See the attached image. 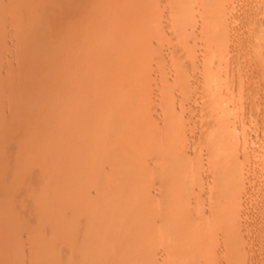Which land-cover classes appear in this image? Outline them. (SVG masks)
Listing matches in <instances>:
<instances>
[{
  "label": "rangeland",
  "instance_id": "374dc122",
  "mask_svg": "<svg viewBox=\"0 0 264 264\" xmlns=\"http://www.w3.org/2000/svg\"><path fill=\"white\" fill-rule=\"evenodd\" d=\"M167 1L176 2L0 0V264H264V0H227L214 39L207 37L197 13L192 17L197 24L178 33ZM127 24L141 32L129 29L132 35L122 37ZM140 43H147L145 64L136 68L133 63L134 70L126 71L132 63L125 65L123 58L134 57L130 45ZM183 75L187 83L180 92L175 77ZM206 83L221 90L224 126L238 145L228 158L235 161L239 155L243 172L240 214L230 221L240 228L227 241L217 231L215 244L200 243L203 254L185 255L183 238L171 244L170 235L163 231L161 236L165 208L157 188L163 181L156 170L163 161L157 154L168 147L175 128L187 137L186 150L181 147L177 156L190 158L176 159L179 166H189L196 149L206 150L198 147V132L207 120H200ZM135 155L138 161L128 162ZM154 166L155 174L146 173L153 179L145 193L151 197L143 190L135 194L142 189L137 178Z\"/></svg>",
  "mask_w": 264,
  "mask_h": 264
},
{
  "label": "bare ground",
  "instance_id": "6f19581e",
  "mask_svg": "<svg viewBox=\"0 0 264 264\" xmlns=\"http://www.w3.org/2000/svg\"><path fill=\"white\" fill-rule=\"evenodd\" d=\"M151 1V0H150ZM154 1V0H153ZM160 2V1H159ZM168 2V1H167ZM170 2H171V0H170ZM227 0H176V2L173 4V6H170V3L168 2V4H169V7L167 8L168 9V12H172V13H170V19H171V21H172V19L173 20H176V24H175V30L176 31H178V33H184L186 30L188 31H190V27L192 26H195V24H197L196 22V20H192V17H194L193 15H196V13L199 15V18L197 19L198 20V22H200V23H202L201 25H202V29L204 30V31H206L207 32V37L208 38H212V39H214V37H216V35H215V33H216V29H217V27H215V24H217L219 21H220V17H219V15H220V13L221 12H223L224 10H225V8L224 7H227L226 5H224V4H227ZM158 3V2H157ZM228 5V4H227ZM165 7V6H164ZM170 10V11H169ZM226 12V11H225ZM224 12V13H225ZM159 13V12H158ZM195 13V14H194ZM168 15H169V13H168ZM172 15V16H171ZM161 16V15H160ZM157 19H155V21H156ZM158 20H160V19H158ZM152 22V21H151ZM175 22V21H174ZM154 23V22H153ZM135 24V23H134ZM157 24V23H156ZM162 24V23H161ZM130 25V24H129ZM129 25L127 24V25H124L125 26V29H127V30H125V29H123V30H125V32H121L122 34H123V36L122 37H124V34H125V36L127 37V35L128 34H130V35H132L131 33H133L134 31H135V29H133V28H131V25H130V27H129ZM145 25L146 24H144V26H143V28L145 27ZM158 26V25H157ZM134 27V26H133ZM134 28H136V27H134ZM142 28V27H141ZM129 29H130V32L131 33H129L128 31H129ZM131 29H133V30H131ZM148 29V28H147ZM150 29V28H149ZM160 29V28H159ZM158 29V30H159ZM122 30V31H123ZM146 30V29H145ZM157 30V29H156ZM126 31H127V34H126ZM133 31V32H132ZM136 31H138V28L136 29ZM135 31V32H136ZM140 32H141V29L139 30ZM138 31V32H139ZM151 31V30H150ZM150 31H148V34H151V32ZM164 31V30H163ZM143 33V32H142ZM154 33V32H153ZM134 34V33H133ZM139 34V33H138ZM144 35H146V34H144ZM215 35V36H214ZM119 36V35H118ZM118 36L117 37H115L117 40H118ZM120 37H121V35H120ZM147 37V36H146ZM156 39V38H155ZM152 40V39H151ZM211 40V39H210ZM119 41L121 42V39L119 38ZM122 41H124V38L122 39ZM126 43H127V41H125ZM124 42V43H125ZM212 42V41H211ZM211 42H209V43H211ZM114 43V42H113ZM117 43V42H116ZM116 43H114V44H116ZM123 43V42H122ZM119 43H117V45H118ZM127 44H129V43H127ZM141 44V43H140ZM143 44V45H142ZM141 45H139V44H131L130 46H131V48L133 49H130V51H131V53H133V55H134V57H132V58H130L129 57V55L127 56L128 58H123L124 59V61L127 59V61L125 62V65L129 62V60H130V62H129V65L132 63V65L131 66H127L128 68H126V66H125V69H126V71H132V69L134 70V68L136 67V65L137 66H140V65H143V63L144 62H142V58L141 57H143V55H142V53H144L143 52V49H145L146 50V47H147V43H142ZM149 44V43H148ZM121 45V44H120ZM120 45H119V47H120ZM133 45V46H132ZM123 46H124V44H123ZM146 46V47H145ZM122 47V46H121ZM126 47H128V45L126 46ZM143 48V49H142ZM126 49V48H125ZM127 50H129V48H127ZM151 51V50H150ZM131 53H130V55H131ZM146 53V52H145ZM145 53H144V55H145ZM156 55V54H155ZM146 57V56H145ZM134 58V59H133ZM132 59H133V61H132ZM144 59V58H143ZM145 60V59H144ZM121 61H123V60H121ZM148 61V60H147ZM146 62V61H145ZM120 63V62H119ZM133 63H134V65H135V67H134V65H133ZM142 63V64H141ZM179 63V62H178ZM145 64V63H144ZM123 66V65H122ZM177 66H179V68H180V63H179V65H177ZM182 66V65H181ZM130 67H131V69H130ZM141 67V66H140ZM136 68H139V67H136ZM139 70V69H138ZM126 71H124V73L123 74H125L126 73ZM136 71H137V69H136ZM135 74V73H134ZM117 75H119V74H117ZM120 75H121V73H120ZM119 75V76H120ZM126 75H128V72H127V74ZM131 75H133V74H131ZM129 76V75H128ZM121 78V77H120ZM126 78V77H125ZM129 78V77H128ZM127 78V79H128ZM176 79V83L175 84H177L176 86L178 87L177 89L178 90H180L179 88H181V90H180V92L181 91H183V87H185L186 86V77H184V75L180 78H178V77H175ZM118 79V78H117ZM122 79H124V78H121V80ZM126 79V80H127ZM179 79V80H178ZM181 79V80H180ZM129 80V79H128ZM124 81V80H123ZM118 83V82H117ZM174 84V85H175ZM205 86H207V87H209V89L207 90L206 89V92H204L203 91V97H201V100H202V98H203V101H202V104H204V106H203V111H204V113H202L201 114V118L202 119H200L201 120V123H202V121H204L203 120V118L204 117H206L207 118V120H205L202 124V128H201V130L198 132L199 133V146L198 147H205L206 148V150L204 149H201V150H203L204 151V153H205V155L203 156L202 154V151L200 150V149H196L195 151L194 150H192V154H193V156H191L192 157V161L191 160H189V161H191V164L189 165V166H186V167H183V166H179L178 164H177V160H179L180 162L182 161H184V160H188V159H190V158H185L186 156H185V154H184V156H182V157H180V158H178L179 156H177L178 155V153H179V150H180V148L182 147V152L184 151V150H186V147H187V145L184 143V137L182 136V133L184 132V131H182V129H181V131H178V130H176V128H175V130H173L172 132H170L169 134H168V138H167V140H168V142H167V148L165 147V149H159L158 150V148H157V150L159 151V153L158 152H155V153H158L157 155H159L158 157H160V159L162 158V161L163 162H161V165L159 164L160 162H158V164L159 165H157V167L159 166V169L157 168V170H156V166H154L153 168H151V169H153V170H151V169H149L150 171H148V172H144V173H142V177L141 176H139L138 174V176H139V178H137L136 176V178L137 179H141V181H142V189L140 188V189H138V192H136L135 193V190H134V193L135 194H137V193H139V190L140 191H142V194H144L145 196L144 197H151V194L149 193V195H147L148 193H147V190H148V188H151L152 186H150L149 187V182H151L150 180H153V179H150V178H148V177H146V173L148 174L149 173V175L151 174V173H154L155 174V172H154V168H155V170L157 171L156 172V174H158V175H161V177H160V179L163 181L161 184V187L160 188H157L158 189V194H160L159 195V197H160V199H161V202H162V206H164V207H162L165 211L164 212H162L161 213V217H160V220L162 221V227H161V229L162 228H164L165 230H162V234H161V236L163 235V233L165 232V234H168V235H170L169 236V241H170V243H171V241H172V243H174V242H176V240L177 239H182L183 238V240H185V242H186V245L184 246V248H186V250L183 252V250H184V248H183V250H182V254H185V253H187V255L190 253H199L200 252V254H203L202 253V251L201 250H203L202 248H200L199 247V245H200V243H202L203 241H206V240H208L209 241V243L212 245V244H215L214 242L216 241V238H217V236H218V232H220V236L221 237H219V238H221L222 239V241H227V240H230V237L233 235V234H235L236 233V231L238 230V228H240L239 227V225L238 224H231L230 223V221H233V220H236V218H238L239 217V209H240V193L241 192H239L240 191V187H242L241 186V183L240 182H242L241 180H240V175L242 176V174L241 173H243V172H241L240 171V167L238 168V166H237V164H238V162H237V159L239 158V155H238V157H237V159H235V161H233L232 160V158L233 157H230V158H228L229 157V154L230 153H232V154H234L235 155V153H237L238 152V145H237V143H233L232 141H231V138L233 139V135H232V137H231V133H230V131H231V128L230 127H228V128H230V130L229 129H227L224 125H225V123H226V119H227V115L225 116V114H226V112H227V110H226V106L225 107H223V105H222V94H220V91L218 90V91H216L217 90V88L216 89H214V87L215 86H209V83H206V85ZM206 87V88H207ZM217 87H219V86H217ZM132 88V87H131ZM121 89V88H120ZM124 89V88H123ZM126 89V88H125ZM134 89V88H133ZM164 89V88H163ZM129 90H131V89H129ZM162 90V89H161ZM166 90V89H165ZM133 91V90H132ZM141 91V90H140ZM169 91V90H168ZM161 92V91H160ZM162 92H164V93H166L164 90H162ZM163 93V94H164ZM127 94V93H126ZM188 94V93H187ZM168 95V94H167ZM224 95V94H223ZM113 96V95H112ZM121 96V95H120ZM190 96V95H189ZM192 96V95H191ZM157 98H159V97H157ZM160 98H163V96L162 97H160ZM189 98V97H188ZM186 99V98H185ZM120 100V99H119ZM180 100V99H179ZM112 101V100H111ZM113 102V101H112ZM163 102V101H162ZM188 103V102H187ZM126 104V103H125ZM89 107V106H88ZM109 107V106H108ZM115 111V110H114ZM117 111V110H116ZM175 112V111H174ZM141 113V112H140ZM163 113V112H162ZM128 114V113H127ZM130 114V113H129ZM123 115V114H122ZM133 115V114H132ZM130 116V115H129ZM203 116V117H202ZM127 118H128V116H126ZM226 117V118H225ZM120 118V117H119ZM133 118V117H132ZM163 118V117H162ZM167 118V117H166ZM168 118H171V116L170 117H168ZM206 118H204V119H206ZM163 119H165V118H163ZM162 119V120H163ZM176 119H177V116H176ZM229 119V118H228ZM136 120V119H135ZM161 120V119H160ZM183 120V119H182ZM173 121V120H172ZM175 121V120H174ZM168 122H169V120H168ZM168 122H166V123H168ZM200 122V121H199ZM198 122V123H199ZM137 123V122H136ZM161 123V122H160ZM175 123V122H174ZM174 123H172V124H174ZM178 123H180V122H178ZM111 124H113V123H111ZM182 124V123H181ZM180 124V125H181ZM143 125V124H142ZM168 125H171L170 123L168 124ZM200 125V124H199ZM112 126V125H111ZM49 127V126H48ZM134 127H136V126H134ZM139 127V126H138ZM164 127L166 128L167 126L164 124ZM163 127V128H164ZM164 128V129H165ZM172 128V127H171ZM178 128V127H177ZM182 128V127H181ZM184 129V128H183ZM236 129V128H235ZM234 129V130H235ZM108 130V129H107ZM110 130H111V128H110ZM153 130V129H152ZM151 130V131H152ZM119 131V130H118ZM121 131V130H120ZM130 131V130H129ZM151 131H147L148 133L146 134V131H145V134H146V136H151V138H152V136H153V134L151 135ZM168 131V130H167ZM233 131V130H232ZM155 132V131H154ZM104 133V132H103ZM122 133V132H121ZM131 133V132H130ZM153 133V132H152ZM187 133V132H186ZM105 134V133H104ZM118 134V133H117ZM116 134V136H118ZM132 134V133H131ZM130 134V135H131ZM150 134V135H149ZM159 134V133H158ZM108 135V134H107ZM122 135H123V133H122ZM133 135V134H132ZM183 135H185V132H184V134ZM198 135V134H197ZM129 136V135H128ZM138 136V135H137ZM141 136V135H140ZM194 136V135H193ZM229 136L231 137V138H229ZM109 137V136H108ZM111 137V136H110ZM145 137V136H144ZM163 137V136H162ZM41 138V137H40ZM112 138H113V135H112ZM125 138V137H124ZM136 138V137H135ZM140 137H138V139H139ZM156 138H157V136H156ZM185 138H187V137H185ZM106 139H108V138H106ZM132 139V138H131ZM141 139V138H140ZM150 138H148V140H149ZM198 139H197V142H198ZM89 140V139H88ZM104 140V139H103ZM123 140V139H122ZM134 140H136V139H134ZM133 140V142H135ZM147 140V139H146ZM153 141H154V143H155V140L156 139H152ZM151 140V141H152ZM158 140H161V139H158ZM186 140H188V139H186ZM118 141V140H117ZM126 141V140H125ZM138 141V140H137ZM121 142V141H120ZM132 142V143H133ZM158 142V141H157ZM156 142V143H157ZM160 142V141H159ZM158 142V143H159ZM162 142V141H161ZM186 142V141H185ZM241 142V141H240ZM106 143V142H105ZM105 143H103L104 145H105ZM114 143V142H113ZM145 143V142H144ZM157 143V144H158ZM165 143H166V141L165 142H163V143H161L160 144V147L161 148H163V146L165 145ZM134 144V143H133ZM164 144V145H163ZM96 145V144H95ZM100 145V144H99ZM123 145V144H122ZM125 145H127V144H125ZM124 145V146H125ZM129 145V144H128ZM149 145H154V144H150L149 143ZM163 145V146H162ZM94 146V145H93ZM109 146H111V145H109ZM113 146V145H112ZM114 146H115V143H114ZM113 146V147H114ZM131 146V145H130ZM155 146V145H154ZM190 146V145H189ZM188 146V147H189ZM196 146V145H195ZM108 147V146H107ZM148 147V146H147ZM109 148V147H108ZM145 148H146V146H145ZM144 148V149H145ZM149 148V147H148ZM152 148V147H151ZM50 149V148H49ZM107 149V148H106ZM115 149H117V147L115 148ZM127 149V148H126ZM126 149H122V153H124V150L126 151ZM131 149V148H130ZM132 149H134V147L132 148ZM143 149V150H144ZM111 150V149H110ZM113 150V149H112ZM119 150V149H118ZM137 150V149H136ZM141 150V149H140ZM142 150V151H143ZM152 150V149H151ZM156 150V151H157ZM180 150V151H181ZM47 151V150H46ZM45 151V152H46ZM117 151V150H116ZM138 151H139V149H138ZM149 151H150V148H149ZM111 152H113V151H111ZM120 152V151H119ZM118 152V153H119ZM133 152V151H132ZM132 152H130V153H132ZM135 152H137V151H135ZM135 152H133V153H135ZM146 152H148V151H146ZM152 152V151H151ZM115 153V152H114ZM118 153H116V154H118ZM129 153V152H128ZM138 153V152H137ZM143 153V152H142ZM150 153V152H149ZM189 153H190V151H189ZM202 153V154H201ZM126 154V153H125ZM124 154V155H125ZM139 154H140V151H139ZM152 154V153H151ZM181 154V153H180ZM123 155V156H124ZM127 155H129V154H127ZM132 155V154H131ZM142 155V154H141ZM143 155H145L146 156V154H143ZM187 155V154H186ZM75 156V155H74ZM111 156V155H110ZM109 156V157H110ZM118 156V155H117ZM126 156V155H125ZM136 156V159L135 158H133V162L132 161H128L129 160V158H128V162H130V163H134V160L136 161H138V158L140 157V156H138L137 157V155H135ZM206 156V157H205ZM157 157V156H156ZM158 157H157V159H158ZM177 157V158H176ZM204 157V158H203ZM106 158V157H105ZM245 158V157H244ZM119 159V158H118ZM127 159V158H126ZM153 158H151V160H152ZM156 159V160H157ZM172 159H174V160H176V163H173V162H175L174 160H173V164H167L166 163V161H170V160H172ZM202 159H206V162L207 163H205V167L207 168V172H206V177L204 178L205 179V181L203 182L201 179H202V177H204V174L205 173H203V176L201 177V172H202V168L204 167L203 165V163H202ZM113 160V159H112ZM123 160V159H122ZM148 160V159H147ZM150 160V162H152V163H154V161L152 160L151 161ZM203 160V161H204ZM240 160H242V159H240ZM88 161V160H87ZM116 161H117V159H116ZM115 161V162H116ZM127 161H125V163H127ZM136 161V162H137ZM146 161V160H145ZM189 161H187V163L189 162ZM91 162V161H90ZM114 162V163H115ZM119 162H120V160H119ZM141 162L142 163H144V159H142L141 160ZM150 162L148 163V161H147V163L148 164H150ZM113 162H112V164H114ZM124 163V162H123ZM122 163V164H123ZM146 162H145V164H147ZM119 164V163H118ZM186 164V163H185ZM185 164H183V165H185ZM243 164H245V160H244V162H243ZM124 165V164H123ZM133 164H131V166H132ZM141 165H143V164H141ZM141 165L139 164H136V166H140L141 167ZM178 165V166H177ZM95 166V165H94ZM105 166V165H104ZM118 166V165H117ZM122 166V165H121ZM131 166H129V167H131ZM135 166V165H134ZM103 167V166H102ZM113 167V166H112ZM91 168V167H90ZM103 168H105V167H103ZM103 168H102V170H103ZM114 168V167H113ZM115 168H117L116 166H115ZM123 168V167H122ZM121 168V169H122ZM126 169H127V165H126ZM130 169H132V168H129V172H131L132 170H130ZM134 169V168H133ZM136 169V168H135ZM139 169L140 168H138V171H139ZM108 170V169H107ZM109 170H111V169H109ZM108 170V171H109ZM112 171V170H111ZM115 171H117V169L115 170ZM145 171H147V170H145ZM181 171V172H180ZM182 171H184V173L182 172ZM120 172H122V171H120ZM129 172H128V174H129ZM177 172H179V173H183L184 175H180V176H176V174H177ZM52 173V172H51ZM117 173V172H116ZM126 173V172H125ZM139 173V172H138ZM179 173H178V175H179ZM114 174V173H113ZM118 174V173H117ZM116 174V175H117ZM122 174H124V172L122 173ZM132 174V173H131ZM145 176H144V175ZM110 175V174H109ZM121 175V174H120ZM119 174H118V177L120 176ZM126 175V174H125ZM141 175V174H140ZM190 175V178L188 179V176ZM113 176H115V175H113ZM84 177V176H83ZM117 177V176H116ZM117 177V178H118ZM121 178L123 177V176H120ZM141 177V178H140ZM159 177V176H158ZM113 178H115V177H113ZM113 178H112V180H113ZM123 178H126L125 176L123 177ZM122 178V179H123ZM131 178V177H130ZM133 178V177H132ZM135 178V179H136ZM81 179V178H80ZM98 179V178H97ZM134 179V178H133ZM134 179V180H135ZM160 179H158V181L160 180ZM203 179V180H204ZM93 180V179H92ZM118 180V179H117ZM132 180V179H131ZM131 180H129V182H131ZM119 181V180H118ZM149 181V182H148ZM92 182V181H91ZM102 182V181H101ZM107 182V181H106ZM115 182V184H116V180L114 181ZM109 183H111V182H109ZM123 183V182H122ZM135 183V184H134ZM134 183H132L133 185H134V187H135V185L136 186H141V185H139V184H141V183H136V182H134ZM118 184H121V183H118ZM131 184V185H132ZM156 184H158V183H156ZM95 185V184H94ZM93 185V186H94ZM112 185V184H111ZM114 185V184H113ZM112 185V186H113ZM130 185V186H131ZM133 185L130 187V188H133ZM159 185V184H158ZM99 186H101V185H99ZM118 187H119V185H118ZM129 187H126L125 189H127V188H129ZM172 187V188H171ZM99 188V187H98ZM97 188V189H98ZM109 188H111V187H109ZM113 188L114 187H112V189L111 190H113ZM146 188H147V190H146ZM153 188V187H152ZM151 188V189H152ZM119 189V188H118ZM121 190H122V188H120ZM151 189H149V190H151ZM83 190V189H82ZM124 190V189H123ZM195 190H197L198 192V194L197 193H195L194 195L195 196H197V198H194L193 196L191 197V195H192V193H194V191ZM77 191H78V188H77ZM95 191V190H94ZM110 191V190H109ZM115 191V190H114ZM132 191V190H131ZM162 191V192H161ZM202 191H204L203 192V194L202 193H200V192H202ZM84 192V191H83ZM116 192V191H115ZM123 192V191H122ZM149 192V191H148ZM160 192V193H159ZM109 193V192H108ZM111 193V192H110ZM132 193V192H131ZM145 193H147V194H145ZM112 194V193H111ZM120 194V193H119ZM133 194V193H132ZM140 195H141V193H139ZM139 194L137 195V197H136V199H138L139 198ZM84 195H85V193H84ZM83 195V196H84ZM147 195V196H146ZM152 195H153V193H152ZM154 195H155V193H154ZM205 195V196H204ZM85 196H87V195H85ZM121 196H124V192H123V195H121ZM205 198H204V197ZM81 197V196H80ZM134 198V197H133ZM82 199V198H81ZM109 199V198H108ZM113 199V198H112ZM116 199V198H115ZM127 199V198H126ZM132 199V198H131ZM140 199H141V196H140ZM144 199V198H143ZM153 199H154V197H153ZM156 199V198H155ZM154 199V200H155ZM119 200V199H118ZM133 200V199H132ZM134 200H135V198H134ZM142 200V199H141ZM79 201V200H78ZM120 201H122V199L120 200ZM86 202V201H85ZM160 201H159V203H161ZM121 203V202H120ZM119 203V204H120ZM129 203V202H128ZM135 203V202H134ZM132 204V206H128V207H130V210L131 209H134L135 207V204ZM158 203V204H159ZM104 204V203H103ZM125 204V203H124ZM137 204H139V203H137ZM134 205V206H133ZM144 205V204H143ZM153 205V204H152ZM107 206V205H106ZM119 206H121V205H119ZM123 206L124 205H122L121 207L123 208ZM125 206H127V205H125ZM136 206H139V205H136ZM147 206H149V205H147ZM160 205H158V207H159ZM132 207V208H131ZM142 207H144V206H142ZM157 207V208H158ZM148 207H146V209H147ZM120 209V208H119ZM139 209V208H138ZM143 209V208H142ZM163 209H162V211H163ZM115 210V209H114ZM126 210V209H125ZM160 210V209H159ZM124 211V210H123ZM129 211V210H128ZM138 211V210H137ZM142 211V210H141ZM154 211H156V209L154 210ZM158 211V210H157ZM131 211H129L128 212V214L130 213ZM146 212V211H145ZM159 212V211H158ZM160 212H161V210H160ZM148 213H150V212H148ZM152 213V212H151ZM150 213V214H151ZM124 214V213H123ZM144 214V213H143ZM121 216V215H120ZM140 216V215H139ZM147 216V215H146ZM150 217H151V215H149ZM157 216V215H156ZM155 216V217H156ZM114 217V216H113ZM142 217V216H141ZM84 218V217H83ZM100 218V217H99ZM121 218V217H120ZM149 218V217H148ZM129 219V218H128ZM145 219V218H144ZM125 220V219H124ZM138 220V219H137ZM108 221V220H107ZM149 221V220H148ZM110 222V221H109ZM112 222V221H111ZM114 222H115V220H114ZM121 222V221H120ZM139 222V221H138ZM142 222V221H141ZM76 223V222H75ZM78 223V222H77ZM105 223V222H104ZM108 223V222H107ZM123 223V222H122ZM122 223L120 224V225H122ZM125 223V222H124ZM147 223V222H146ZM145 223V224H146ZM88 224V223H87ZM93 224V223H92ZM133 224V223H132ZM116 225H117V223H116ZM115 225V226H116ZM125 225V224H124ZM133 226V225H132ZM137 226V225H136ZM128 227H130V226H128ZM104 228V227H103ZM116 229V228H115ZM118 230V229H117ZM159 230V229H158ZM73 231V230H72ZM80 231H82V230H80ZM115 231V230H114ZM137 231H138V229H137ZM164 231V232H163ZM218 231V232H217ZM78 232V231H77ZM113 232V231H112ZM153 232V231H152ZM217 232V233H216ZM93 233V232H92ZM91 233V234H92ZM98 233V232H97ZM100 233H101V231H100ZM136 233V232H135ZM145 232H143V234H144ZM81 234V233H80ZM94 234V233H93ZM105 234V233H104ZM129 234V233H128ZM133 236L135 235L134 234V232L133 233H131ZM142 234V233H141ZM140 234V235H141ZM149 234V233H148ZM160 234V233H159ZM158 234V235H159ZM217 234V235H216ZM87 235V234H86ZM123 235H124V233H123ZM138 235H139V233H138ZM151 235H152V233H150V236L149 237H151ZM109 236V235H108ZM153 236V235H152ZM71 237V236H70ZM132 237V236H131ZM130 237V238H131ZM148 237V236H147ZM164 238H165V236H163ZM171 237V238H170ZM99 238V237H98ZM104 238V237H103ZM108 238V237H107ZM133 238V237H132ZM135 238V237H134ZM154 238V237H153ZM157 238V237H156ZM77 239H78V237H77ZM112 239V238H111ZM123 239H124V237H123ZM140 239V238H139ZM149 239V238H148ZM151 239V238H150ZM149 239V240H150ZM221 239H219L220 241H221ZM101 240V239H100ZM130 240H132V239H130ZM167 240V236H166V239H165V241ZM215 240V241H214ZM93 241V240H92ZM95 241V240H94ZM144 241V240H143ZM152 241H155V240H152ZM219 241V242H220ZM145 242H146V240H145ZM145 242H142V243H145ZM148 242V241H147ZM73 243V242H72ZM98 243V242H97ZM171 243V244H172ZM179 243V242H178ZM133 244V243H132ZM139 244V243H138ZM140 244H141V242H140ZM163 244V243H162ZM176 244V243H175ZM174 244V245H175ZM120 245V244H119ZM122 245V244H121ZM124 245H126V244H124ZM143 245V244H142ZM177 245V244H176ZM140 246V245H139ZM147 246H148V244H147ZM150 246H151V244H150ZM153 246H155L154 244H153ZM152 246V248H154ZM137 247V246H136ZM182 247H183V245H182ZM121 248V247H120ZM124 248V247H123ZM146 247H144L143 249H145ZM148 248V247H147ZM147 248H146V250H147ZM150 248V247H149ZM69 249V248H68ZM75 249H76V247H75ZM163 249V248H162ZM87 250V249H86ZM122 250V249H121ZM127 250V249H126ZM125 250V251H126ZM129 250V249H128ZM138 250V249H137ZM136 250V251H137ZM175 250V249H174ZM135 251V252H136ZM72 251H70V253H71ZM88 252V251H87ZM97 252V251H96ZM141 252V251H140ZM152 252H154V251H152ZM151 252V253H152ZM180 252H181V250H180ZM61 253V252H60ZM137 253V252H136ZM150 253V254H151ZM68 254V253H67ZM88 254V253H87ZM112 254V253H111ZM111 254H109V255H111ZM124 254H125V252H124ZM145 254V253H144ZM143 254V255H144ZM147 254H149V251H148V253ZM70 255V254H69ZM153 255V254H152ZM186 255V254H185ZM184 255V256H185ZM76 256V255H75ZM90 257V256H89ZM128 257V256H127ZM159 257V256H158ZM139 258V257H138ZM74 261V260H73Z\"/></svg>",
  "mask_w": 264,
  "mask_h": 264
}]
</instances>
